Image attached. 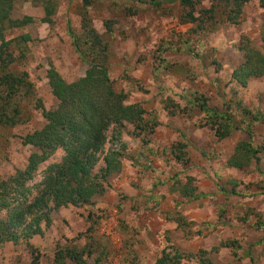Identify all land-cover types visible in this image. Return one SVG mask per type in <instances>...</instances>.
<instances>
[{"label": "rangeland", "instance_id": "obj_1", "mask_svg": "<svg viewBox=\"0 0 264 264\" xmlns=\"http://www.w3.org/2000/svg\"><path fill=\"white\" fill-rule=\"evenodd\" d=\"M157 1L158 6L137 0H94L89 7V18L108 48L115 90L126 93L129 104H142L160 125L148 146L132 135L131 125L123 130L126 149L122 171L109 179L108 191L95 197L93 204L53 212L52 226L44 237L32 240L41 250V264L53 263L58 242L79 238L76 244L83 247L93 223L99 242L95 246L105 253L101 264H156L166 249L189 255L184 256L183 264H264V228L258 227L260 220L264 224V155L260 170L253 166L242 172L226 165L229 150L238 141L252 138L255 145L262 143L264 121L253 124L251 137L241 129L221 141L209 128L199 127L200 112L196 111L191 121L165 111V101L171 99L185 108L196 93L210 98L211 106L231 109L243 128L256 114H264V78H253L246 87L234 79L244 58L240 50L243 40L264 53V5L258 0L248 3L236 25L222 22L225 14L219 6L212 21L205 14L196 24H182L184 8L179 2ZM54 2L57 7L52 24L42 22L46 16L42 4L16 2L14 18L27 16L34 22L6 31L8 40L30 36V42L21 46L26 56L18 57L16 69L29 73L37 100L41 99L48 110L58 106L48 84L50 66L68 83L84 77L89 66L76 52L68 33L70 24L75 34H82V1ZM211 7L212 0H205L199 8ZM160 47L165 49L161 54ZM13 51L19 55L15 47ZM245 110L250 113L245 114ZM26 113L30 121L0 140L2 179L25 169L36 149L25 146L22 139L46 124L42 110L34 104L27 105ZM179 131L189 143V167L179 164L171 154ZM109 135L105 153L120 150L119 142L111 140L112 132ZM63 155L59 150L41 170L60 162ZM103 166L104 162L99 163L95 171ZM188 176L196 179L199 193L205 197L189 202L179 192L169 193L175 177L181 186ZM233 190L237 195L231 194ZM177 212L194 223L191 234L168 218ZM228 242L241 248L225 247ZM203 251L207 252V262H203ZM97 256L89 257V264H95ZM0 264H31L27 245L7 243L0 247Z\"/></svg>", "mask_w": 264, "mask_h": 264}, {"label": "trees", "instance_id": "obj_2", "mask_svg": "<svg viewBox=\"0 0 264 264\" xmlns=\"http://www.w3.org/2000/svg\"><path fill=\"white\" fill-rule=\"evenodd\" d=\"M18 1L20 0H0V140L4 134L30 121L31 117L26 113L29 104H34L35 109L42 110L46 124L42 129L22 139L25 146L36 149L30 155L25 169L17 170L8 179H2L0 176V247L7 243L16 246L24 243L31 256V264H41V250L32 240L36 236L44 237L45 230L52 226L53 212L69 206L86 207L93 204L95 197L104 195L110 187L109 179L123 169L122 158L126 149L123 130L131 125L134 129L132 135L148 146L149 138L160 123L142 104H129L128 95L115 90L109 69L108 48L88 15L94 0H81L83 5L80 36L74 33L68 23V33L73 46L89 65L85 76L68 83L54 66H50L47 72L48 84L52 95L58 101V106L52 110L46 109L44 102L37 100L35 85L30 80L29 73L16 69L20 64L19 58L26 56L21 46L30 42V36L25 35L16 40L6 38L8 29L24 27L34 22L32 17L14 18V5ZM25 1L42 4L46 14L42 22L53 23L57 7L54 0ZM137 1L160 5L157 0ZM168 1L179 2L184 8L182 24H196L205 14L210 15L209 19L212 21L216 18L215 9L219 6L225 14L222 22L236 25L240 23L245 6L253 0H212V7L206 10L199 8L205 0ZM258 1L264 5V0ZM107 27L110 30V26ZM13 47L20 51L18 56ZM240 48L244 58L234 72V79L246 87L249 80L264 78V53L255 51L246 40L242 41ZM164 51L165 49L160 47L159 53ZM160 54L157 58L162 60ZM193 97L195 100H191L185 108L169 99L165 101V111L172 117L181 116L191 121L193 114L200 112L203 118L199 127L212 130L218 140H226L241 129L251 137L253 124L264 121V114H256L252 122L244 123L246 127L243 128L228 107L219 109L211 106L210 98L198 97L196 93ZM249 113L245 110V114ZM110 132L111 140L114 144L119 142L120 150L123 151L116 149L105 153L106 144L110 142ZM59 150L64 152L61 161L41 170V166ZM229 151L227 167L242 172L253 166L260 170L264 139L260 145H255L252 138L240 140ZM171 154L185 167L192 163L189 143L183 131H179V140L173 143ZM101 162H104L105 166L96 172ZM173 180L176 182L171 186L169 193L179 192V195L189 202L205 197L204 193H199L194 177L188 176L187 183L181 186L176 177ZM221 191L226 192L224 188H221ZM231 194L237 195V192L233 190ZM168 218L191 234L194 223L181 213L177 212ZM94 226L93 223L87 231L89 237H85L86 244L83 247L76 244L79 238L71 242H58L52 264H89L87 259L95 254H99L95 264H101L105 253L95 246L99 242ZM258 227L264 228L261 220ZM225 247L237 250L241 248L235 242H228ZM203 254V262H207V252L203 251ZM184 256L189 255L166 249L156 264H183Z\"/></svg>", "mask_w": 264, "mask_h": 264}]
</instances>
